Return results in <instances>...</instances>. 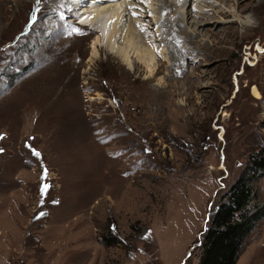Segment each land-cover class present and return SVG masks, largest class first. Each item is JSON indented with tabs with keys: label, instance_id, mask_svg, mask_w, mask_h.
Segmentation results:
<instances>
[{
	"label": "rangeland",
	"instance_id": "obj_1",
	"mask_svg": "<svg viewBox=\"0 0 264 264\" xmlns=\"http://www.w3.org/2000/svg\"><path fill=\"white\" fill-rule=\"evenodd\" d=\"M109 4L152 73L134 55L89 60L91 12ZM60 30L84 50L79 78L53 87L35 75ZM259 157L264 0H0V264H197ZM253 188L264 205V172ZM236 264H264V216Z\"/></svg>",
	"mask_w": 264,
	"mask_h": 264
},
{
	"label": "bare ground",
	"instance_id": "obj_2",
	"mask_svg": "<svg viewBox=\"0 0 264 264\" xmlns=\"http://www.w3.org/2000/svg\"><path fill=\"white\" fill-rule=\"evenodd\" d=\"M52 1L60 3L64 0ZM123 7L119 4H109L91 12L90 27L96 32V37L92 43L89 60L93 61L100 54V50H104L108 55L120 59L127 67H132L131 57L134 55L139 62L146 66L150 74L154 71V68L150 67L154 58L151 48H148L146 42L135 30L136 28H133L131 21L123 20L126 15V8ZM55 35L57 41L54 44L42 45L41 58L38 60L39 70L35 75L37 80L52 84L53 87L57 82L64 84L79 78L76 70L80 66V56L84 50L83 40L78 35L69 32L68 36L61 30L57 31ZM174 58L181 59L179 52L174 55ZM50 91L52 92L53 88ZM62 92L63 85H61V89L57 90L56 95ZM75 94L74 91L69 90V98Z\"/></svg>",
	"mask_w": 264,
	"mask_h": 264
},
{
	"label": "trees",
	"instance_id": "obj_3",
	"mask_svg": "<svg viewBox=\"0 0 264 264\" xmlns=\"http://www.w3.org/2000/svg\"><path fill=\"white\" fill-rule=\"evenodd\" d=\"M250 172L237 178L226 201L214 209L202 237L197 264H236L243 238L264 216V205L253 188L254 178L264 172V157L253 160Z\"/></svg>",
	"mask_w": 264,
	"mask_h": 264
}]
</instances>
